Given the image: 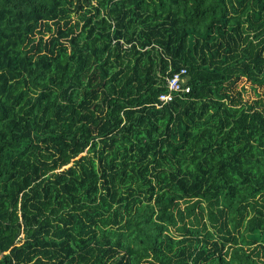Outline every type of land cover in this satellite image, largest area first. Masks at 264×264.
<instances>
[{
	"label": "trees",
	"instance_id": "trees-1",
	"mask_svg": "<svg viewBox=\"0 0 264 264\" xmlns=\"http://www.w3.org/2000/svg\"><path fill=\"white\" fill-rule=\"evenodd\" d=\"M204 100L220 160L162 197ZM0 264H264V0H0Z\"/></svg>",
	"mask_w": 264,
	"mask_h": 264
},
{
	"label": "rangeland",
	"instance_id": "rangeland-1",
	"mask_svg": "<svg viewBox=\"0 0 264 264\" xmlns=\"http://www.w3.org/2000/svg\"><path fill=\"white\" fill-rule=\"evenodd\" d=\"M247 85L248 84H243L242 82L238 83V87L244 86L245 88V92L241 96L244 98H251L252 93L247 88ZM202 103L205 105L204 107H202ZM192 107L195 108V110H201V118L204 119L208 117L209 122L205 125V123L199 121L197 122L189 117L184 119V121L188 124L187 128L190 135L184 139L183 146L174 153V158L177 161L172 159L173 157L166 155L164 156L162 162L154 170L153 178L158 188V193L161 196L163 195L162 197L167 196L169 193L177 194V181H192L195 177L196 179H199L203 171H211L212 173V168L216 167V164L220 160L218 156L219 153H210L209 151L212 150L204 149L202 141L199 140L201 130L208 127L210 123L214 121L215 116H211L210 114L216 110L215 106H212L208 101L204 100V102L196 101L192 103ZM228 110L229 113H233L235 111L232 107ZM235 113H237V111L233 114ZM227 131V128H223L224 133H227ZM234 137L235 135L232 136V139H234ZM177 142V140H173L174 145ZM228 143L229 142L223 139L222 146L228 145ZM213 148H217V146L215 145ZM171 170L173 175L169 173ZM171 178H174V180Z\"/></svg>",
	"mask_w": 264,
	"mask_h": 264
},
{
	"label": "built area",
	"instance_id": "built-area-1",
	"mask_svg": "<svg viewBox=\"0 0 264 264\" xmlns=\"http://www.w3.org/2000/svg\"><path fill=\"white\" fill-rule=\"evenodd\" d=\"M188 80L189 77L184 68L178 69L170 77H167L165 79V92L157 96V107L170 103L175 95L187 94L189 92Z\"/></svg>",
	"mask_w": 264,
	"mask_h": 264
}]
</instances>
